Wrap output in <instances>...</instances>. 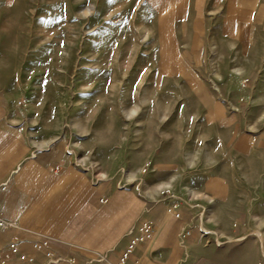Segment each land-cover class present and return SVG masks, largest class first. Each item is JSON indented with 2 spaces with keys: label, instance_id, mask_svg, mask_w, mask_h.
<instances>
[{
  "label": "rangeland",
  "instance_id": "374dc122",
  "mask_svg": "<svg viewBox=\"0 0 264 264\" xmlns=\"http://www.w3.org/2000/svg\"><path fill=\"white\" fill-rule=\"evenodd\" d=\"M187 7L179 36L185 52L177 62L167 60L169 5L0 0V96L10 111H23L26 124L41 127L39 134L29 132L31 140L43 142L66 124L62 142L70 145L72 165L92 182L115 175L146 205L157 202L151 188L160 180L146 178L153 163L145 156V123L167 116L147 113L194 111L184 128L185 170L228 178L231 194L201 207L192 195L166 189L182 207L198 208L204 235L218 243L225 240L221 232L249 236L264 247V0ZM157 123L154 157L166 149ZM241 136L252 145L247 159L235 150ZM209 216L225 227L206 226ZM223 247H216L217 264H224Z\"/></svg>",
  "mask_w": 264,
  "mask_h": 264
},
{
  "label": "crops",
  "instance_id": "0c3cea01",
  "mask_svg": "<svg viewBox=\"0 0 264 264\" xmlns=\"http://www.w3.org/2000/svg\"><path fill=\"white\" fill-rule=\"evenodd\" d=\"M209 1L224 2L154 0L172 9L164 31L167 60L178 62L182 59L181 53L185 52L179 36L183 35L184 21L189 17L187 6ZM153 112L147 115L167 116L160 121L149 118L145 123V156L151 157L153 163L146 178L152 179L156 174L160 180L159 187L151 188V195L157 202L146 205L139 203L132 188H124L120 179L113 180L115 175L107 180L104 175L92 182L87 173L72 165L66 155L70 145L62 142L65 141L66 124L58 130L54 127L53 131L59 134L48 135L43 142L39 136L31 140L29 132L39 134L41 127L26 124L23 111H10L0 96V187L7 183L4 189L0 188V212L14 223L13 228L0 233V251L15 241L21 252L40 263L43 257L32 249L31 242L47 239L52 250L72 257L77 264L87 261L116 264L127 243L129 228L147 218L154 224V235L147 244L134 250L127 264H203L204 261L217 264L216 247L223 245L224 253L219 256L224 264H264L263 242L259 243L258 239L257 242L249 241V236L239 239L221 232L220 238L225 240L218 243L215 237L198 234V208L189 210L179 205V219L166 213L168 202L159 199V191L164 188L180 195L190 194L193 201L203 207L210 202L222 203L224 200H217V196L230 195V184L222 175L185 170L189 166L181 160L184 128L192 125L194 111ZM157 122L162 127L160 142L166 149L154 157L153 128ZM234 144L242 158L248 156L252 145L247 139L238 137ZM241 148H247L246 152L239 150ZM247 178L252 177L248 175ZM129 179L132 182V178ZM101 200L105 202L101 203ZM206 223L209 228L225 227L210 216ZM186 229H190L191 235L181 241L179 235ZM212 240L216 247L212 246ZM259 258L261 261L257 262Z\"/></svg>",
  "mask_w": 264,
  "mask_h": 264
},
{
  "label": "built area",
  "instance_id": "2783aa9c",
  "mask_svg": "<svg viewBox=\"0 0 264 264\" xmlns=\"http://www.w3.org/2000/svg\"><path fill=\"white\" fill-rule=\"evenodd\" d=\"M253 141L254 139L252 142ZM148 167L149 163H146L142 171L145 172ZM6 184L7 183L4 182L0 188L4 189ZM160 196L162 201L168 202L166 213L175 219H179L181 217V212L179 210V203L175 198L174 193L171 190L165 188L160 192ZM100 202L103 203L105 201L101 200ZM13 227V221L6 218L0 212V233ZM198 232L203 235L206 234L205 231L200 228V225H198ZM153 235L154 224L150 219L147 218L140 220L134 226L129 228L126 233L127 243L119 258L117 259L116 264H127L134 250L138 246L147 244L152 239ZM190 235V229H186L180 233L179 238L181 241H184ZM31 247L36 253L42 255V262L37 263L33 257L21 252L19 249V244L15 241H12L5 246L3 251H0V264H77L75 259L72 257L61 255L52 250L47 239H38L33 241L31 242ZM85 264H92V261H87Z\"/></svg>",
  "mask_w": 264,
  "mask_h": 264
},
{
  "label": "bare ground",
  "instance_id": "6f19581e",
  "mask_svg": "<svg viewBox=\"0 0 264 264\" xmlns=\"http://www.w3.org/2000/svg\"><path fill=\"white\" fill-rule=\"evenodd\" d=\"M260 233V232H259ZM253 234V233H252ZM259 237V236H258ZM261 237V236H260ZM240 239V238H239ZM260 241V240H259Z\"/></svg>",
  "mask_w": 264,
  "mask_h": 264
}]
</instances>
